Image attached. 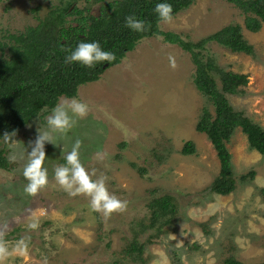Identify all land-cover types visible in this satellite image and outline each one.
Masks as SVG:
<instances>
[{
    "label": "rangeland",
    "instance_id": "1",
    "mask_svg": "<svg viewBox=\"0 0 264 264\" xmlns=\"http://www.w3.org/2000/svg\"><path fill=\"white\" fill-rule=\"evenodd\" d=\"M65 0H0V39L34 24ZM95 10L98 2L76 0ZM67 17H71L67 16ZM173 21H157L162 30L197 38L228 22L242 24L243 14L226 0H193L173 13ZM242 28L253 51H230L215 41L200 50L224 69L246 74L234 93H225L234 109L264 125V23L256 31ZM169 56L178 67H170ZM130 65V67H129ZM194 62L187 50L166 42L159 34L139 38L117 63L98 78L76 86L75 97L89 104L90 113L58 144L45 143L49 186L36 196L24 192L23 167L39 131L47 128L53 107L31 118L12 137L18 147L0 139L8 159L0 167V228L12 257L6 264H224L232 257L245 264L264 260V155L249 148L245 133L235 126L225 143L230 152L235 187L226 194L207 189L218 171V159L204 132L194 123L205 105H212L192 83ZM218 83V81L216 80ZM12 133V132H11ZM76 139L82 141L80 159L97 175L109 177L108 189L128 202L127 211L107 221L90 211L83 196L71 197L55 185L54 169ZM191 139L193 153L179 148ZM32 142V143H30ZM25 148V150H24ZM63 149V150H62ZM97 152H106L97 161ZM15 154V161L10 156ZM253 169V175L245 172ZM171 196L169 222L159 234L148 225L151 198ZM39 221L35 230L27 226ZM24 239L27 249L17 248ZM131 239L142 242L140 252L127 251Z\"/></svg>",
    "mask_w": 264,
    "mask_h": 264
},
{
    "label": "trees",
    "instance_id": "2",
    "mask_svg": "<svg viewBox=\"0 0 264 264\" xmlns=\"http://www.w3.org/2000/svg\"><path fill=\"white\" fill-rule=\"evenodd\" d=\"M98 2L93 11L86 6H77L76 0H65L53 6L21 30L6 32L0 39V139L5 132H17L31 118L43 114L53 107L60 95H74L76 86L98 78L107 66L117 63L132 49L135 42L153 34L181 49L187 50L194 62L192 83L212 105V113L205 105L194 123V128L204 132L218 159V171L210 180L207 189L226 194L235 187L230 152L225 143L235 126L245 133L248 147L264 155V125L252 120L242 110L234 109L225 93H234L247 81L246 74L224 69L212 57H203L201 49L206 41H215L230 51L251 53L253 47L242 34V26L256 31L264 23V0H226L243 14L242 24L228 22L197 38L183 39L173 30H162L157 26V14L153 11L157 3L172 5L173 13L186 7L193 0H92ZM71 17H67L70 16ZM135 15L151 24L146 32H134L125 27V18ZM99 42L104 50L115 53L116 59L97 64L89 69L78 63H65L69 51L80 42ZM65 49L69 51H65ZM218 81V83L216 82ZM46 121L45 119H42ZM183 154L193 153V140L186 139L179 148ZM8 159L0 147V167L6 168ZM253 175V169L245 172ZM171 196L163 193L149 200L148 225L164 216L154 227L152 234H159L170 221L166 215L173 209ZM143 243L131 239L127 251L140 252ZM224 264H245L232 257H225ZM66 264H80L67 262ZM250 264H264V260Z\"/></svg>",
    "mask_w": 264,
    "mask_h": 264
},
{
    "label": "clouds",
    "instance_id": "3",
    "mask_svg": "<svg viewBox=\"0 0 264 264\" xmlns=\"http://www.w3.org/2000/svg\"><path fill=\"white\" fill-rule=\"evenodd\" d=\"M159 21L169 24L173 21V7L166 2L157 3L153 9ZM125 27L134 32H146L151 24L129 15L125 18ZM65 51H69L65 49ZM116 59L115 53L104 50L99 42H80L74 50L69 51L65 57V63H78L89 69L97 64L111 63ZM170 67L176 69L178 65L172 56H169ZM130 67V65H129ZM88 103L75 97L61 99L52 109L51 114L46 117L47 128L44 131L38 130L31 151L27 153V162L23 167V177L27 183L24 192L29 196H36L49 186L48 169L44 166L46 160L45 143L58 144V139H63L75 127L77 120L86 118L90 113ZM15 132L3 134L4 143L10 148L18 147V141L12 139ZM32 143V142H30ZM82 141L76 139L72 148L64 156V164L57 165L54 169L55 185L59 190L64 191L71 197L83 196L88 200L90 211L100 214L107 221L113 214H122L127 211L128 202L120 199L108 189L109 177L97 170L87 169L80 159V148ZM63 150V149H62ZM106 152H97L94 159L104 161L107 158ZM16 156H10V161H15ZM38 220L28 224L31 230L37 229ZM7 225L0 228V264H6L13 255L6 241ZM27 249V243L22 239L17 248ZM46 264V261H45Z\"/></svg>",
    "mask_w": 264,
    "mask_h": 264
}]
</instances>
